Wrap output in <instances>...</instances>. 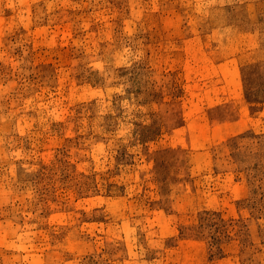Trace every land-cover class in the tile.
I'll return each instance as SVG.
<instances>
[{
  "label": "rangeland",
  "instance_id": "rangeland-1",
  "mask_svg": "<svg viewBox=\"0 0 264 264\" xmlns=\"http://www.w3.org/2000/svg\"><path fill=\"white\" fill-rule=\"evenodd\" d=\"M0 264H264V0H0Z\"/></svg>",
  "mask_w": 264,
  "mask_h": 264
}]
</instances>
